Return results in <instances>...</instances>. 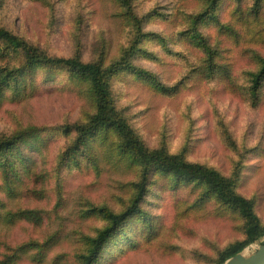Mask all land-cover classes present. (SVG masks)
Instances as JSON below:
<instances>
[{
    "label": "rangeland",
    "instance_id": "rangeland-1",
    "mask_svg": "<svg viewBox=\"0 0 264 264\" xmlns=\"http://www.w3.org/2000/svg\"><path fill=\"white\" fill-rule=\"evenodd\" d=\"M129 2L148 33L131 61L155 81L129 72L114 76L117 109L149 148L182 153L226 176L239 173L237 191L255 201L264 222V80L257 98L252 90L264 61V0L258 13L257 0H217L210 13V0ZM126 11L123 0H0V27L51 55L79 54L108 65L135 38ZM195 21L213 52L209 73L210 55L192 37ZM1 57L0 65L20 61L17 53ZM14 78L0 83V139L35 131L28 140L36 150L26 149L36 164L30 170L18 154H1L0 164L14 179L6 185L9 196L0 193L9 209L37 214L0 225V251L5 244L23 246L15 264H83L88 238L108 224L96 209H125L141 170L118 149L114 133L108 139L101 132L86 151L66 161L75 134L64 125L95 112L88 83L61 68ZM2 176L0 170L1 184ZM243 237L239 214L204 186L154 172L141 212L121 227L95 264H217L220 253Z\"/></svg>",
    "mask_w": 264,
    "mask_h": 264
},
{
    "label": "trees",
    "instance_id": "trees-1",
    "mask_svg": "<svg viewBox=\"0 0 264 264\" xmlns=\"http://www.w3.org/2000/svg\"><path fill=\"white\" fill-rule=\"evenodd\" d=\"M257 0L255 10L259 12L260 2ZM127 6L128 15L136 29L135 38L130 47L125 51L122 57L106 65L104 61H84L79 54L64 57L49 54L45 49L20 36L6 27H0V57L3 59L17 53L20 61L14 67L9 65H0V83L6 82L9 85L10 79L23 78L25 75H31L38 68L44 69H64L71 73L75 80L81 84L86 82L95 100V112L84 122H75L64 125L67 133H74L75 139L73 145L67 150L65 159L69 162L80 152L86 151L91 145L90 141L101 132L105 133L109 139L110 133L118 136V149L130 157L140 168V179L136 184V193L132 201L122 211L116 212L106 207H100L96 211L103 214L108 224L99 230L95 237L88 238L89 249L82 255L83 264H95L102 251L121 229V227L136 214L141 212V203L149 192L151 177L154 172L172 176L175 181L194 183L206 188L209 196L215 197L223 206L234 210L239 214L244 222V237L229 244L221 253L217 264L225 262L242 252L245 248L260 241L264 237V222L257 213L256 203L237 191V183L240 178L239 173H233L231 176L224 175L218 169L189 161L182 153H170L165 148H149L133 127L127 118L117 109L113 93L112 78L117 74L129 72L145 80L155 81V76L148 70L135 65L131 61L132 54L142 50L139 48L143 37L147 36L142 27V19L131 11L129 0H123ZM217 0H210L207 13L213 9ZM197 21L192 27L196 42L207 53H209L208 73L212 72L214 61L213 52L206 38L197 30ZM4 54V55H3ZM14 78V79H15ZM264 80V61L261 68L252 78V90L254 97ZM34 83V82H32ZM28 84V82H26ZM159 84V83H157ZM160 86V85H159ZM3 89H0V96ZM35 131L25 130L17 134L0 139V155L4 153L18 154L26 162L27 167L32 170V164H36L35 155L27 151V147H36L28 140ZM22 145V147L20 146ZM0 170H3V182L0 183V192L8 195L6 185L12 184L13 177L9 170L3 164H0ZM2 175V174H1ZM13 178V179H12ZM12 191H15L13 188ZM0 193V225H13L14 217L31 219L35 214L34 210H16L13 211L6 207V201ZM35 217V216H34ZM1 244V243H0ZM23 246L11 247L4 245V250L0 251V264H15L17 258H20V252Z\"/></svg>",
    "mask_w": 264,
    "mask_h": 264
},
{
    "label": "water",
    "instance_id": "water-1",
    "mask_svg": "<svg viewBox=\"0 0 264 264\" xmlns=\"http://www.w3.org/2000/svg\"><path fill=\"white\" fill-rule=\"evenodd\" d=\"M248 247L229 258L225 264H264V239L253 252H249Z\"/></svg>",
    "mask_w": 264,
    "mask_h": 264
}]
</instances>
